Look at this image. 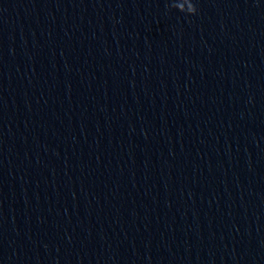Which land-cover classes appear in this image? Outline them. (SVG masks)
Here are the masks:
<instances>
[{"label":"clouds","instance_id":"clouds-1","mask_svg":"<svg viewBox=\"0 0 264 264\" xmlns=\"http://www.w3.org/2000/svg\"><path fill=\"white\" fill-rule=\"evenodd\" d=\"M166 7L169 11L175 10L185 16H194L198 13L195 0H167Z\"/></svg>","mask_w":264,"mask_h":264}]
</instances>
